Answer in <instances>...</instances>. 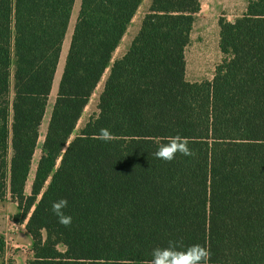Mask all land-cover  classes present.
<instances>
[{
  "label": "trees",
  "instance_id": "obj_1",
  "mask_svg": "<svg viewBox=\"0 0 264 264\" xmlns=\"http://www.w3.org/2000/svg\"><path fill=\"white\" fill-rule=\"evenodd\" d=\"M142 3L81 0L28 194L75 0H0V200L26 221L27 264H149L170 240L206 247L207 264H264V0L220 19L226 57L200 81L185 56L200 0H150L113 59ZM102 128L114 139H96ZM176 135L195 155L155 158Z\"/></svg>",
  "mask_w": 264,
  "mask_h": 264
},
{
  "label": "rangeland",
  "instance_id": "obj_2",
  "mask_svg": "<svg viewBox=\"0 0 264 264\" xmlns=\"http://www.w3.org/2000/svg\"><path fill=\"white\" fill-rule=\"evenodd\" d=\"M81 0H75V4L73 6L71 20L68 26L67 35L65 37L63 48L61 52V56L59 59V64L55 73V78L53 80V85L51 89V93L49 96V100L47 103V108L45 112V116L43 118L42 125L40 127V137L37 149L35 151V155L32 160L31 171L29 173V177L27 180V188L25 189L26 193L31 192L32 182L37 166L38 159L41 155L42 142L45 137V133L47 130L49 118L51 115L52 107L56 98L58 84L60 81V77L63 71L65 57L69 48L71 34L74 28V24L78 15L79 7ZM201 9L197 14V19L195 21L191 39L186 47L185 56H186V77L190 81H200L203 79H212L217 65L223 62L225 59V54L222 52L220 47V24L219 21L221 18H224L228 21H233L235 18L241 16L247 7L248 0H200ZM150 0H143L142 5L139 10L133 17L127 32L121 40L118 48L116 49L113 59L120 57L129 47L132 39L137 34L140 29L142 18L145 14V11L148 9ZM109 70V69H108ZM108 70L103 75L100 80L98 86L96 87L88 105L86 106L84 113L79 120L77 131L84 125V123L89 119L91 115L98 111V101L100 93L103 90L104 82L106 80ZM7 199L10 200V197ZM0 200L2 202V206L0 207L3 210L5 202L8 200ZM4 209H6L4 207ZM11 221H13L11 219ZM14 222V221H13ZM10 235L6 238L1 237L3 239V246L5 249L9 250L8 259L11 258L9 264H13L14 259H16L17 255L23 254L21 251L12 248L6 240L9 236H13L15 242L18 244H23L16 239L15 231L11 230ZM4 236V235H3ZM4 253V252H3ZM32 253V252H31ZM3 255V260L5 259V255ZM24 256L28 257L29 255ZM0 257H2L0 255ZM13 260V261H12ZM0 260V264H1ZM5 263V262H4Z\"/></svg>",
  "mask_w": 264,
  "mask_h": 264
},
{
  "label": "clouds",
  "instance_id": "obj_3",
  "mask_svg": "<svg viewBox=\"0 0 264 264\" xmlns=\"http://www.w3.org/2000/svg\"><path fill=\"white\" fill-rule=\"evenodd\" d=\"M96 139L108 142L113 140L114 136L110 129L102 128ZM189 144L190 140L187 137L176 135L171 137L168 143L160 145L153 155L157 159L169 162L176 157L177 153L193 156L195 153ZM67 205V198H62L52 204V211L58 217V222L66 227L70 226L72 222V217L65 215L63 211ZM209 256V250L200 244L184 248L181 241L170 240L166 247H156L152 250L149 264H207Z\"/></svg>",
  "mask_w": 264,
  "mask_h": 264
},
{
  "label": "crops",
  "instance_id": "obj_4",
  "mask_svg": "<svg viewBox=\"0 0 264 264\" xmlns=\"http://www.w3.org/2000/svg\"><path fill=\"white\" fill-rule=\"evenodd\" d=\"M26 188H27V185H26ZM7 200H8L7 202L3 203L6 209H4V207H3V210L0 209V245L2 246L0 248V253L2 256L0 257V260L1 262L2 261L5 262L4 264H9V262L11 261V258L9 259L7 258V257H10L8 256V253H7L9 252V250L4 248L3 239L1 237L6 238L8 235L12 234L11 230L15 231L17 240H19L20 242H23V244H26L29 247L32 246V238L26 229V221L23 223H16V222L11 221L12 216L18 211L17 203L12 202L9 199ZM1 206H2V202L0 201V207ZM2 254L5 255L4 260H3ZM31 254L28 257L24 256L23 254L17 255L16 259H14L13 264H27V259L31 256Z\"/></svg>",
  "mask_w": 264,
  "mask_h": 264
},
{
  "label": "built area",
  "instance_id": "obj_5",
  "mask_svg": "<svg viewBox=\"0 0 264 264\" xmlns=\"http://www.w3.org/2000/svg\"><path fill=\"white\" fill-rule=\"evenodd\" d=\"M6 242L12 246V248H10V249H16V250L20 249L19 251H21L25 255H30L32 252V248L29 247L28 245L18 244L17 242H15V239L12 235L8 237Z\"/></svg>",
  "mask_w": 264,
  "mask_h": 264
}]
</instances>
